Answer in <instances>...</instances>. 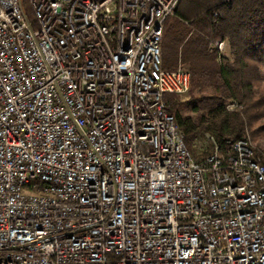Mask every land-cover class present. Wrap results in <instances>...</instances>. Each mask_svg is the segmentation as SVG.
I'll return each instance as SVG.
<instances>
[{
  "label": "built area",
  "instance_id": "2783aa9c",
  "mask_svg": "<svg viewBox=\"0 0 264 264\" xmlns=\"http://www.w3.org/2000/svg\"><path fill=\"white\" fill-rule=\"evenodd\" d=\"M177 2L0 0V264H264V152L196 159L163 97Z\"/></svg>",
  "mask_w": 264,
  "mask_h": 264
},
{
  "label": "trees",
  "instance_id": "16d2710c",
  "mask_svg": "<svg viewBox=\"0 0 264 264\" xmlns=\"http://www.w3.org/2000/svg\"><path fill=\"white\" fill-rule=\"evenodd\" d=\"M220 39L229 53L218 56L212 44ZM168 44L176 45L190 82L186 97H163L196 159L213 148L206 133L222 149L245 128L253 138L264 134V0H178L163 22V66L171 69Z\"/></svg>",
  "mask_w": 264,
  "mask_h": 264
},
{
  "label": "rangeland",
  "instance_id": "374dc122",
  "mask_svg": "<svg viewBox=\"0 0 264 264\" xmlns=\"http://www.w3.org/2000/svg\"><path fill=\"white\" fill-rule=\"evenodd\" d=\"M222 53L223 54L229 53V49H228V45H227L226 41H225V45H224V47L222 49ZM166 55L168 56V63H170L171 67H177L179 62H181L184 65V62H182L181 59L179 58V52H178V49L176 48V45H174V44L169 45L168 44V47L166 48ZM163 67L166 68V69H170V68L165 67V66H163ZM171 69H173V68H171ZM261 70H262V74L264 75V64L262 65V69ZM180 95L182 97H186L187 96V91L184 92V93H181ZM235 106L236 105L233 102H230L228 104L229 108H233ZM244 132H247V137L250 138V140L252 141L254 146H256L257 149L264 151V134L260 135V136H258L256 138H253L251 136V134H250L248 129L245 128Z\"/></svg>",
  "mask_w": 264,
  "mask_h": 264
},
{
  "label": "bare ground",
  "instance_id": "6f19581e",
  "mask_svg": "<svg viewBox=\"0 0 264 264\" xmlns=\"http://www.w3.org/2000/svg\"><path fill=\"white\" fill-rule=\"evenodd\" d=\"M246 144H247L248 149H255L258 152V149L256 148V146H254V144L252 143L250 138L247 137V135H246ZM25 195H33V188L32 187H25ZM193 216L194 217H205L206 216V209H202V208L193 209Z\"/></svg>",
  "mask_w": 264,
  "mask_h": 264
}]
</instances>
